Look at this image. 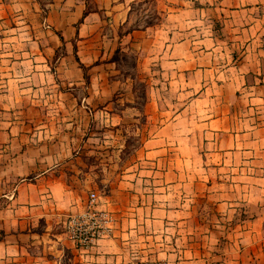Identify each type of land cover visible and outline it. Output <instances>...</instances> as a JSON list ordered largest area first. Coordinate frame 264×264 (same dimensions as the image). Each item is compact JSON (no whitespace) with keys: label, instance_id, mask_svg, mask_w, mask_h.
<instances>
[{"label":"crops","instance_id":"obj_1","mask_svg":"<svg viewBox=\"0 0 264 264\" xmlns=\"http://www.w3.org/2000/svg\"><path fill=\"white\" fill-rule=\"evenodd\" d=\"M135 4L0 0V264H264V0H168L148 25ZM129 119L133 161L162 169L103 180L114 230L77 248L64 225L95 192L86 161Z\"/></svg>","mask_w":264,"mask_h":264},{"label":"rangeland","instance_id":"obj_2","mask_svg":"<svg viewBox=\"0 0 264 264\" xmlns=\"http://www.w3.org/2000/svg\"><path fill=\"white\" fill-rule=\"evenodd\" d=\"M195 0H182V12L185 9H191L194 6ZM136 4L133 7L132 16L135 21V24L137 25H148V24H157L162 19V12H163V6L164 2L167 3L168 0H135ZM177 0H170V4H176ZM185 14H182V22L185 20ZM188 21V18H187ZM131 56V54H128L126 58L123 59L124 63L122 65L126 69V75L127 76H134L137 74L136 72V58ZM140 80V78H139ZM144 83L139 82L138 83V89L143 90ZM172 88L175 89V86H172ZM172 94H176V91L172 92ZM170 101L171 106L178 107L180 104H182V98L181 100L176 99H168ZM136 124L132 120L129 119L126 126L127 128L120 132L119 136L122 137V145H118L117 147L112 146V148H109L108 155L106 156L105 162L99 163L98 155L93 154L90 156V160L86 161L87 167L89 165V168L91 169V190L97 192L100 195H103L105 193L106 189L105 187L109 188V186L118 184L116 181L120 177L119 174L122 172H129L131 170L141 169V170H161L162 168H158V166L151 164L150 162L153 161H140L136 163L133 161L134 156L136 155V150L140 149L141 144V132L139 136H136L135 134L137 131L133 128ZM114 140V136H113ZM199 162H186V163H178V162H171L170 168L171 169H183L186 171H194L196 168L200 167ZM100 166V168H98ZM107 174V178H102L99 175V172H102L103 174ZM99 175V176H98ZM123 176V175H121ZM103 180H106L109 186L105 185V182ZM125 182L129 183V178L123 179ZM171 180H174L171 178ZM194 179H184L182 178V185H186L190 187ZM203 183V182H202ZM107 184V185H108ZM201 188H204L202 185H200ZM198 204L201 205V214H203V220L202 229H200L204 234L208 233V231L212 228L211 221L212 218V211L209 204L206 203L205 198L198 197ZM209 229V230H208ZM208 245V243L200 242V245ZM208 249V247H205ZM219 251L223 249V245H220L217 247ZM255 264V263H254Z\"/></svg>","mask_w":264,"mask_h":264},{"label":"built area","instance_id":"obj_3","mask_svg":"<svg viewBox=\"0 0 264 264\" xmlns=\"http://www.w3.org/2000/svg\"><path fill=\"white\" fill-rule=\"evenodd\" d=\"M100 195L92 192L86 203L85 211L70 216L64 225L69 239L77 248L89 249L103 238L111 236L114 230V217L105 210H99ZM142 264H161L144 262Z\"/></svg>","mask_w":264,"mask_h":264},{"label":"trees","instance_id":"obj_4","mask_svg":"<svg viewBox=\"0 0 264 264\" xmlns=\"http://www.w3.org/2000/svg\"><path fill=\"white\" fill-rule=\"evenodd\" d=\"M87 15V11L85 12V14H84V17L83 18H85V16ZM83 20V19H82Z\"/></svg>","mask_w":264,"mask_h":264}]
</instances>
